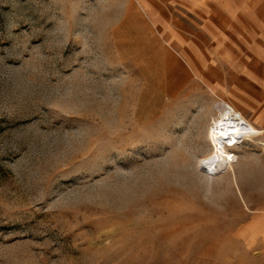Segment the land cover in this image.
I'll list each match as a JSON object with an SVG mask.
<instances>
[{
    "label": "rangeland",
    "instance_id": "rangeland-1",
    "mask_svg": "<svg viewBox=\"0 0 264 264\" xmlns=\"http://www.w3.org/2000/svg\"><path fill=\"white\" fill-rule=\"evenodd\" d=\"M192 26L178 0H0V264H258L261 147L199 165L212 105L256 106L194 78Z\"/></svg>",
    "mask_w": 264,
    "mask_h": 264
},
{
    "label": "crops",
    "instance_id": "crops-1",
    "mask_svg": "<svg viewBox=\"0 0 264 264\" xmlns=\"http://www.w3.org/2000/svg\"><path fill=\"white\" fill-rule=\"evenodd\" d=\"M178 1L190 10L193 26L183 31L192 33L195 43L191 52L177 48V56L194 78L220 93L231 84H240L241 101L256 106L255 123H250L264 131V13L260 10L264 0ZM235 40H240L239 48L228 43ZM250 84L261 88L256 98L249 97ZM252 207L256 216L250 239L256 235L258 264H264V202L257 201Z\"/></svg>",
    "mask_w": 264,
    "mask_h": 264
},
{
    "label": "bare ground",
    "instance_id": "bare-ground-1",
    "mask_svg": "<svg viewBox=\"0 0 264 264\" xmlns=\"http://www.w3.org/2000/svg\"><path fill=\"white\" fill-rule=\"evenodd\" d=\"M211 124L207 130V139L211 147L209 153L199 165L212 174L231 172L239 160L241 149H247L248 143L261 147L264 153V141L260 138L264 131L256 129L243 114L225 102L212 105ZM239 151H234V150Z\"/></svg>",
    "mask_w": 264,
    "mask_h": 264
}]
</instances>
